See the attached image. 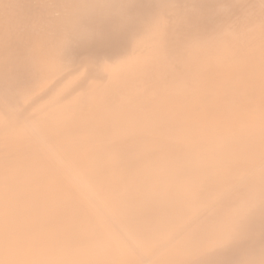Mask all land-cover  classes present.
Wrapping results in <instances>:
<instances>
[{
	"label": "bare ground",
	"instance_id": "6f19581e",
	"mask_svg": "<svg viewBox=\"0 0 264 264\" xmlns=\"http://www.w3.org/2000/svg\"><path fill=\"white\" fill-rule=\"evenodd\" d=\"M0 264H264V0H0Z\"/></svg>",
	"mask_w": 264,
	"mask_h": 264
}]
</instances>
